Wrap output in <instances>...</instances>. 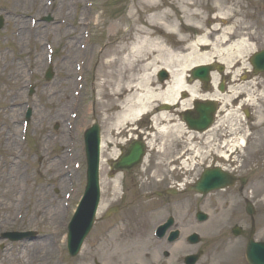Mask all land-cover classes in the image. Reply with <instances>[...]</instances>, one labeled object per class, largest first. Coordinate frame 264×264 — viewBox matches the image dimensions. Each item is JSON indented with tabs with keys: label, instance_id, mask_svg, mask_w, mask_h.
<instances>
[{
	"label": "rangeland",
	"instance_id": "rangeland-1",
	"mask_svg": "<svg viewBox=\"0 0 264 264\" xmlns=\"http://www.w3.org/2000/svg\"><path fill=\"white\" fill-rule=\"evenodd\" d=\"M202 4L205 6L210 3L208 0H203ZM129 5L130 0H55L53 2L0 0V18L3 23L0 29V235L7 231L34 232L30 241L2 244L5 247L0 249V264H95V261L98 262L97 264H127L128 262L156 264L148 259L150 256H146V259L141 257L147 251L143 244L149 245L148 239L151 238L149 230L145 232V229H141L135 234H129L130 237L138 235L139 238L137 237L135 241H139V247L134 248L136 251L128 256L124 253H116L120 252L122 243L125 241L123 238H126L125 234H119L116 229L108 233L99 230L102 226L101 229L107 228L111 223L105 225L103 222L96 223L76 257L69 258L65 250V225L85 187V167L84 170L74 169L76 164L82 165L79 150L83 131L94 122L99 124L103 135L108 129L113 130L111 127L113 122L105 120L97 107L98 92L102 93L98 86L103 83L102 79L99 81L98 78L100 75L98 67L103 61L101 55L117 40L118 36L114 35V28L117 21L128 13ZM243 7L246 8L244 15H249V22L253 24V21L259 19L260 23L259 35L251 44L255 45L257 50L264 49V0H243ZM82 11L83 15L80 14ZM48 15L51 17V22L46 23L43 20L47 19ZM92 19L94 21L88 30L84 28L85 25L81 27L84 30L83 40H81L82 31L73 34L75 30L73 25ZM181 19L180 16V20L175 22L176 29L180 28ZM32 20L35 21V30L38 32L35 36L31 34L22 39L21 31H19L21 25L28 26L30 23L33 26ZM96 23L97 26L94 27L93 24ZM62 27L71 33L66 35ZM184 32L193 35L192 37L195 36L190 29H185ZM77 35H79L77 44L80 45L82 41L81 46L86 42L89 46L87 63L82 72L81 94L76 100L77 104L73 106V93L76 96L79 89L74 90V87L67 89L66 73L69 72L70 66L73 67V63L65 59L64 45ZM249 57L247 55L244 59L247 68ZM51 58L53 78L47 82L44 80V73ZM160 71L154 74V78H158ZM238 78L240 83H244L246 90H249L246 86L253 80H256L254 84L264 82V77L262 81L258 76L251 78L252 80H247L243 76ZM29 85L33 86L32 95L28 92ZM252 91L256 95L260 93L257 89ZM180 97L183 98L182 95ZM255 98L249 102L251 106L248 105V107L253 110L252 114L257 116L256 122L251 123L247 120L246 123L237 105L233 110L236 111L232 113L231 121H226L224 115H219L221 120L216 128L219 132L215 130L210 138V145L215 151L224 137L223 133L230 130L233 132L230 137L235 138L234 140L241 134L246 136L245 147L240 148V153L236 151L237 153L223 160L215 154H206L208 150L205 143L206 137L194 140L193 145L200 150V155L193 164L194 168H198L194 173L200 172L207 164H217L227 169L238 168L240 173L248 171L245 174L251 182L262 171L264 178V100ZM101 101H105V98ZM26 106L31 110V118L27 129L28 143L22 144L20 124ZM227 108L226 106L225 109ZM17 109V117L12 119ZM167 111L171 112L176 123L184 125L179 117L175 116L177 112L172 110V107ZM16 119L18 127L14 131L11 125ZM137 125L142 126L150 133V136L153 135L154 130L147 117L129 127L133 128ZM52 137H54L53 143H51ZM154 140L156 145H159V139L154 138ZM156 148L157 146L149 152L151 156L156 157L154 164L156 176L165 171H163L165 160L174 159L173 151L183 153L185 150L181 145L174 146L173 149L168 146L170 152L167 150H165L167 152H158ZM111 152L113 149L109 147L103 153L104 160L107 161L103 175L105 185L108 183L105 176ZM225 153L228 155L230 151ZM232 160L237 162L235 167L228 165ZM64 163L68 164L67 172L62 168ZM61 172L64 175L63 186L57 178L58 173ZM145 181L144 178L143 182ZM13 183H15L14 186L10 185ZM257 186L263 192L264 179ZM230 193L232 194V192L227 194ZM107 196L102 193L101 205L105 207L103 210L113 202L108 200ZM225 196L226 194H217L208 196L205 201L200 199L201 210L208 215V221L203 224L194 222L192 216L195 210L194 207H189L188 201H183L180 207H174L172 215L182 229L180 235L182 240L184 236L195 233L199 236L200 242L194 246H188L184 242H182L183 245L176 244L169 260L178 257L182 260L185 255L201 250L203 257L197 264H204L205 258L211 264H223L230 259L233 249L244 259L245 241L243 242L240 238L235 239L231 235V228L239 225L242 229L248 230L249 220L243 211V203ZM110 197L108 196L109 199ZM252 204L255 209L253 238L256 241H264V196L258 201L254 198ZM23 209L21 217L17 216L18 211ZM100 216L99 212L97 220ZM168 216L167 213H158L154 216L150 230ZM130 237H127V240ZM222 242L225 244L232 242L235 245L229 243L222 246ZM33 244L51 245L56 254L47 257V254L42 251L37 253L31 250ZM160 248L167 251L172 249L169 245ZM137 260L140 263H134ZM242 263L244 264V260Z\"/></svg>",
	"mask_w": 264,
	"mask_h": 264
},
{
	"label": "bare ground",
	"instance_id": "bare-ground-1",
	"mask_svg": "<svg viewBox=\"0 0 264 264\" xmlns=\"http://www.w3.org/2000/svg\"><path fill=\"white\" fill-rule=\"evenodd\" d=\"M208 1L210 4L204 6L203 0H130L128 13L117 21L114 28V35L118 38L113 42L114 45L101 55L103 61L98 67V78L99 81L102 79L103 83L98 86L102 93L98 92L97 107L105 120L113 122V130L108 129L105 139H102V150L106 148L107 135L110 140L114 131L149 117L155 134L146 141L148 148L154 147V138H158L159 150L186 144L189 150L193 151L191 142L198 134L187 132L181 123H176L171 112L159 111L157 105L176 107L180 116L194 101L214 100L220 103V112L224 114L228 103L242 93L235 91L241 88L233 87L229 88L227 95L217 93L215 88L219 77L215 73L211 75L215 91L211 95L204 94L197 82L189 84L188 76L192 69L214 62L225 67L232 85H236L240 70L245 69L244 57L250 50L249 42L257 32L244 18L243 0ZM80 14L83 15L84 12ZM179 15L182 18L181 25L176 30L175 22L180 20ZM92 21L94 19L83 20L73 25V34L81 31L82 34L81 27L90 26ZM93 26L96 27L97 23ZM185 29H190L197 36L194 38L186 35ZM19 31L22 39L38 32L24 24ZM64 33L69 35L71 32L64 29ZM72 38L64 45L65 59L73 63V67L70 66L69 72L66 73L67 89L76 87L77 72L83 70L87 63L88 46L82 48L76 43L79 35ZM169 38L173 41H168ZM76 66H79V69ZM159 70L168 73L166 80L154 78V74ZM182 93L187 94L185 100L179 98ZM73 98L72 96L74 102ZM104 98L105 101L100 102ZM17 112L18 109L12 119L17 117ZM227 118H230L229 113ZM11 126L14 131L17 129V119ZM243 144L244 139L241 138L236 143L229 142L224 145L231 149ZM110 145H114V142L111 141ZM195 154L197 157L199 151L196 150ZM220 155L223 156L222 153ZM183 164L185 166V163ZM10 185L14 186V183ZM31 250L37 253L42 251L47 257L55 254L51 245L33 244Z\"/></svg>",
	"mask_w": 264,
	"mask_h": 264
},
{
	"label": "water",
	"instance_id": "water-1",
	"mask_svg": "<svg viewBox=\"0 0 264 264\" xmlns=\"http://www.w3.org/2000/svg\"><path fill=\"white\" fill-rule=\"evenodd\" d=\"M209 68H198L196 70H194L193 72V77H199L202 79L207 80V73H208ZM203 80V81H205ZM206 110H208L207 112L204 111V113H200L199 115V119L198 121L202 123L201 126L197 127V129L199 130H203L204 128H206L210 122V115L212 112V109L207 108ZM189 121V120H188ZM88 136H94V159L92 160V165L90 166V171H89V184L91 182V180L95 179L96 180V160H97V150H98V134H97V129L96 127L92 128L88 133ZM94 161V162H93ZM93 172V173H92ZM94 174H95V178H94ZM91 176H93V178L91 179ZM212 176L214 177H218L219 178V174L215 173ZM211 175H207L202 182L199 184V188H205L207 186H212L213 188H217L218 186L221 187L223 186V184L214 182V184H211L209 178L212 177ZM95 180H93L95 182ZM95 185V183H94ZM89 186L86 189V193H85V197L83 198V202L85 200V207L84 209H82L83 207V202L80 204L81 207H79L80 211L84 212V220H83V228L82 231L79 235V239H78V243L76 244V249L75 251L79 248L80 243L82 241V238L84 237L87 229L90 227L91 222H92V216H93V212H94V206L96 204V199H97V195L95 190L90 187V191H88ZM88 192V193H87ZM247 212L249 214H251L252 212L249 210V208L247 209ZM76 219V217H75ZM74 219V220H75ZM247 259L251 264H264V243H249L248 247H247Z\"/></svg>",
	"mask_w": 264,
	"mask_h": 264
},
{
	"label": "flooded vegetation",
	"instance_id": "flooded-vegetation-1",
	"mask_svg": "<svg viewBox=\"0 0 264 264\" xmlns=\"http://www.w3.org/2000/svg\"><path fill=\"white\" fill-rule=\"evenodd\" d=\"M125 192H127V193H128V192H130V189H126V191H125Z\"/></svg>",
	"mask_w": 264,
	"mask_h": 264
}]
</instances>
